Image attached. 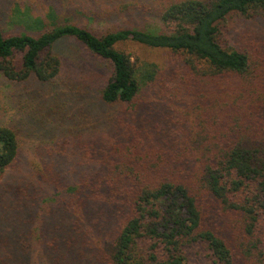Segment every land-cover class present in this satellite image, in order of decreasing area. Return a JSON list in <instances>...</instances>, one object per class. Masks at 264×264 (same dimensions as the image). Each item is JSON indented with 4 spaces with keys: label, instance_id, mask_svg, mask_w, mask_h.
Segmentation results:
<instances>
[{
    "label": "trees",
    "instance_id": "1",
    "mask_svg": "<svg viewBox=\"0 0 264 264\" xmlns=\"http://www.w3.org/2000/svg\"><path fill=\"white\" fill-rule=\"evenodd\" d=\"M6 3L0 76L36 102L16 110L36 143L0 126V264H264V49L226 27L264 0ZM135 13L159 28L85 25ZM70 39L101 87L61 77Z\"/></svg>",
    "mask_w": 264,
    "mask_h": 264
},
{
    "label": "rangeland",
    "instance_id": "2",
    "mask_svg": "<svg viewBox=\"0 0 264 264\" xmlns=\"http://www.w3.org/2000/svg\"><path fill=\"white\" fill-rule=\"evenodd\" d=\"M8 13L6 0H0V18L1 28L8 33H14L12 27H9L7 18L4 16ZM80 24V23H79ZM85 25L88 26L96 34H104L107 32H114L121 29H158L159 24L157 20L150 18L148 15L142 13H135L122 16L114 21L100 20L98 22L87 21ZM228 29L227 39L231 46L238 47L243 41L248 43L245 46L255 44L261 49H264V21L262 20H248L242 17H232L226 22ZM242 41L240 42V39ZM256 47V46H255ZM259 47H256L259 50ZM55 52L59 55L62 63L61 77L67 80H75L80 85H90L101 87L107 69L104 68L101 61L94 59L88 55L83 48L72 39L66 40L63 45H60ZM80 48V49H79ZM121 49L127 53L148 60L151 62H163L166 58V52L162 50H152L136 45L133 43L121 46ZM79 91H82L78 87ZM22 92L21 85L11 83L0 76V126H8L12 129H17L19 133L20 144L26 155L32 151L34 140V128L31 132L24 131L26 127L22 123L30 121L22 116L17 110V106L22 104L26 107L30 104L36 103L31 99H26ZM18 112V113H17ZM33 121V120H32Z\"/></svg>",
    "mask_w": 264,
    "mask_h": 264
}]
</instances>
